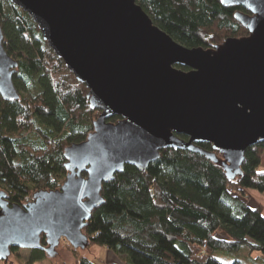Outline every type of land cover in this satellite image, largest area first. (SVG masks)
Returning <instances> with one entry per match:
<instances>
[{"label":"water","instance_id":"1","mask_svg":"<svg viewBox=\"0 0 264 264\" xmlns=\"http://www.w3.org/2000/svg\"><path fill=\"white\" fill-rule=\"evenodd\" d=\"M10 1L85 84L98 114L83 141L64 147L66 173L58 188L37 189L23 205L10 203L0 189V261L11 248L54 257L62 239L85 249L82 228L103 202L102 183L127 164L144 172L160 150H187L219 164L231 180L241 175L246 148L264 142V0H220L247 11L234 18L248 34L208 49L174 40L138 0ZM2 41L0 26V96L14 100L18 62Z\"/></svg>","mask_w":264,"mask_h":264},{"label":"trees","instance_id":"2","mask_svg":"<svg viewBox=\"0 0 264 264\" xmlns=\"http://www.w3.org/2000/svg\"><path fill=\"white\" fill-rule=\"evenodd\" d=\"M137 3L155 25L189 48L208 49L248 34L234 18L236 11L247 12L240 5L224 6L220 0ZM0 26L6 52L18 62L12 79L19 93L14 100L0 96V189L10 203L23 205L35 190L60 186L66 173L64 147L86 138L98 111L89 107L85 84L42 39L28 13L0 0ZM198 145L212 150L208 142ZM246 188L264 194V142L246 148L241 175L231 180L199 153L165 148L144 172L127 164L102 183L103 202L82 232L88 247H105L124 264H225L214 254L236 256L242 248L247 255L257 251L264 256L263 208L248 204ZM40 241L46 245L43 235ZM17 250L11 248V254ZM56 251L48 257L31 249L23 264L46 258L51 264H94L63 241ZM4 264L18 263L9 257Z\"/></svg>","mask_w":264,"mask_h":264},{"label":"rangeland","instance_id":"3","mask_svg":"<svg viewBox=\"0 0 264 264\" xmlns=\"http://www.w3.org/2000/svg\"><path fill=\"white\" fill-rule=\"evenodd\" d=\"M243 197L248 202V204L252 207H256L257 205H261L263 208L262 214L264 216V194L258 192L255 189L246 188L243 189ZM61 241L68 243L66 240L62 239ZM69 244V243H68ZM71 246V245H70ZM80 250V249H79ZM246 248H242L241 251L236 255H226L224 253H215L214 256L221 262L225 264H231L234 259H237L241 262V264H262L264 256L257 251L251 252L250 255L246 254ZM29 249H18L13 255H10V261L16 262L18 264H23L24 261L29 256ZM81 254L86 255L94 264H124L122 260L118 258L111 250L100 247V246H90L85 249L80 250ZM234 256V257H233ZM59 262L63 260L61 259V254L58 255ZM50 259H42L36 261L35 264H51ZM58 262V261H53ZM0 264H4L3 261H0Z\"/></svg>","mask_w":264,"mask_h":264}]
</instances>
